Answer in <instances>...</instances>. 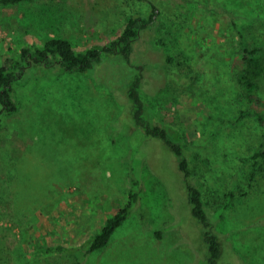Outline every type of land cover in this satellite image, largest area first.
<instances>
[{"label":"rangeland","instance_id":"obj_1","mask_svg":"<svg viewBox=\"0 0 264 264\" xmlns=\"http://www.w3.org/2000/svg\"><path fill=\"white\" fill-rule=\"evenodd\" d=\"M120 1L123 7L113 8L119 12L105 14L100 0L0 6V64L12 49L53 36L67 37L79 49L104 44L130 15L157 12L131 62L111 55L91 72H55L51 79L33 69L14 84L19 108L0 123V264H206L202 227L192 215L175 154L161 140L140 148L141 129L130 149L109 137L107 126L122 110L118 98L125 99L139 64H148L149 77L157 81L145 78L141 91L149 114L183 134L192 181L206 180L210 207L226 203L217 229L241 255L229 248L226 259L264 264V157L255 155L264 120L247 116L221 123L238 112L240 54L232 22L249 41L264 43L260 0ZM165 54L177 56L176 76L159 92V81L167 80L158 71ZM259 109L264 114V89ZM129 151L145 156L140 200L110 243L91 252L88 246L43 252L48 243L82 245L127 203Z\"/></svg>","mask_w":264,"mask_h":264},{"label":"trees","instance_id":"obj_2","mask_svg":"<svg viewBox=\"0 0 264 264\" xmlns=\"http://www.w3.org/2000/svg\"><path fill=\"white\" fill-rule=\"evenodd\" d=\"M29 1L34 0H0V6H11ZM135 1L144 2L148 0ZM100 2L101 5L98 8L103 14L106 12H119L113 9L114 6L117 5L122 8L121 4H124L120 0L119 3H116L115 0H100ZM263 2L264 0H260L262 7L257 12L264 13ZM235 14L239 17L242 16V13ZM156 16V9L147 17L141 14L130 15L128 19L124 20L121 32L104 44H92L79 49L74 46L69 38L53 36L42 41H34L18 50L12 49V54L0 64V114H2L0 123L4 115H10L18 110L19 103L16 100L14 84L22 81L29 70L38 69L39 76L44 79H51L55 72H91L101 65L107 56L111 55H121L128 62H131L137 41L143 31L156 25ZM232 29L237 38L240 54V62L235 72L236 93L234 96L238 105V112L234 116L222 118L221 123L223 125L235 124L247 116H253L262 122L264 114L259 108L263 103L264 43L260 38L249 41L243 29L235 21L232 22ZM160 58L161 65H158L160 66L159 69L156 66V69L164 74L167 80L159 81L161 83L157 86L159 92L165 89L166 84L170 81L169 79L176 76L174 64L177 56L165 54ZM148 63L151 64L150 61ZM166 65H169V68ZM148 69V64H139L137 71L128 81L125 99L118 98L122 110L107 126L109 137H111L113 143L124 145L130 149L133 133L141 129L144 133V141L140 148L144 147L147 142L161 140L171 149L177 158V166L182 173L183 182L188 191L192 215L202 227L201 233L204 241L206 264H231L226 259V255L229 254V248H232V242L226 240L227 234L217 229L218 221L223 215L222 209L225 208L226 203L220 208L213 209L210 207L206 200V180L192 181L193 171L183 134L170 129L169 125L149 114L141 91L144 88L145 78L150 83L157 81L156 78L149 77ZM193 78L195 77H190V79ZM217 134L218 130L214 133V137ZM131 154V151L126 154V159L130 165L127 203L107 218L100 230L90 235L82 245L63 242L48 243L41 247L43 252H69L75 251L81 246H88V251L91 252L99 250L110 243L115 231L131 215L140 200L141 164L144 162L145 156H139V153H137L134 157H131ZM255 155L264 157V140L256 148ZM229 194L231 195L232 192ZM259 223H264V219ZM230 252L236 258L241 256L234 247ZM77 264L83 263L79 261Z\"/></svg>","mask_w":264,"mask_h":264}]
</instances>
